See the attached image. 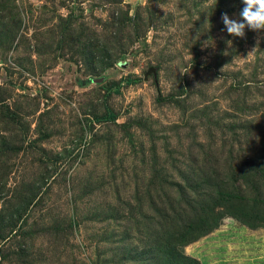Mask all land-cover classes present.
Returning <instances> with one entry per match:
<instances>
[{
    "label": "rangeland",
    "instance_id": "rangeland-1",
    "mask_svg": "<svg viewBox=\"0 0 264 264\" xmlns=\"http://www.w3.org/2000/svg\"><path fill=\"white\" fill-rule=\"evenodd\" d=\"M242 0H0V264H264V30Z\"/></svg>",
    "mask_w": 264,
    "mask_h": 264
},
{
    "label": "clouds",
    "instance_id": "clouds-1",
    "mask_svg": "<svg viewBox=\"0 0 264 264\" xmlns=\"http://www.w3.org/2000/svg\"><path fill=\"white\" fill-rule=\"evenodd\" d=\"M242 3L241 20L230 19L226 13L222 15L227 33L240 38L245 37L246 28L255 32L264 30V0H242Z\"/></svg>",
    "mask_w": 264,
    "mask_h": 264
}]
</instances>
